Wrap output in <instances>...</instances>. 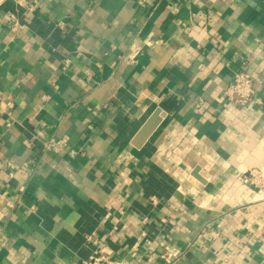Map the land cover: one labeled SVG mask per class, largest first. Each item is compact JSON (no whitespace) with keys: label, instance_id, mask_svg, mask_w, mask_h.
I'll return each instance as SVG.
<instances>
[{"label":"crops","instance_id":"1","mask_svg":"<svg viewBox=\"0 0 264 264\" xmlns=\"http://www.w3.org/2000/svg\"><path fill=\"white\" fill-rule=\"evenodd\" d=\"M0 109V264H264V0H0Z\"/></svg>","mask_w":264,"mask_h":264},{"label":"built area","instance_id":"2","mask_svg":"<svg viewBox=\"0 0 264 264\" xmlns=\"http://www.w3.org/2000/svg\"><path fill=\"white\" fill-rule=\"evenodd\" d=\"M62 27V25H60ZM66 64V62H64ZM254 94L253 90V80L252 77L245 71H235L232 76V81L226 91V97L228 99L236 101L239 105H245L248 102L252 100ZM12 107V103L10 101L6 102V108L10 110ZM0 113L2 114L3 111ZM23 143L26 146H30L29 140H24ZM43 146L46 149L52 148V147H58L62 148L65 146V141L63 139L55 140V139H49L43 143ZM70 153H73V150L69 151ZM254 178H256V174L254 171H250L249 175L242 177V181L244 183H253ZM92 243L96 244V240H93ZM85 264H114L113 262L99 256H91L90 259H88Z\"/></svg>","mask_w":264,"mask_h":264},{"label":"water","instance_id":"3","mask_svg":"<svg viewBox=\"0 0 264 264\" xmlns=\"http://www.w3.org/2000/svg\"><path fill=\"white\" fill-rule=\"evenodd\" d=\"M158 110H155L153 114L148 117V119L142 124L140 129L137 131L134 140L135 143L138 145L140 142L144 141L151 131L154 129L156 123H157V118H156V112Z\"/></svg>","mask_w":264,"mask_h":264}]
</instances>
